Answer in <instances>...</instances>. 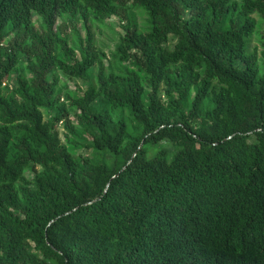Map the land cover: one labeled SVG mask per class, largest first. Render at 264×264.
Wrapping results in <instances>:
<instances>
[{"label":"trees","instance_id":"obj_1","mask_svg":"<svg viewBox=\"0 0 264 264\" xmlns=\"http://www.w3.org/2000/svg\"><path fill=\"white\" fill-rule=\"evenodd\" d=\"M253 15L264 0H0V264H264ZM113 17L117 67L92 26ZM58 72L88 83L67 105Z\"/></svg>","mask_w":264,"mask_h":264},{"label":"rangeland","instance_id":"obj_2","mask_svg":"<svg viewBox=\"0 0 264 264\" xmlns=\"http://www.w3.org/2000/svg\"><path fill=\"white\" fill-rule=\"evenodd\" d=\"M238 1L241 2V0H238ZM252 18L257 21L259 25L258 28L264 27V20L259 15H253ZM34 20H35L37 27H39L41 25V18L36 15L34 16ZM63 21L65 24H68L71 27L72 26L77 27L78 31L81 33V36L85 38L86 33L84 31V27L79 20L74 21V20H71L70 18L65 17ZM146 21H147L146 18L138 17V22L141 27L146 26L145 25ZM124 24L125 23L122 20L116 17H113L107 20L104 24H98V23L92 24L97 46L110 56L108 61H105L106 66L108 65H111L112 67L118 66L117 61L113 58V54L116 51V47L120 43L121 35H123L124 31L122 27ZM73 36L74 34L72 33V31H70L71 40L72 39L74 40ZM175 43H176V40L172 39L171 42L166 47L172 50L174 48ZM255 50H258L259 54L263 50L259 32L254 34L253 38L251 39L249 43V51L253 52ZM260 62L261 63L263 62L261 54H260ZM97 72L98 70L96 69L94 73L95 76L97 75ZM20 73H23L26 75L28 73V70H24L23 72L21 71V68L18 69L12 75L10 82H7L6 84H4V86L6 87L5 93L11 92L16 87L17 77ZM58 75L60 79L59 84H58V90L60 93H62V98H63L62 101L64 102V104L66 105L69 104L68 100H69L70 95L76 94V93L83 95L84 92L87 90L88 83L86 81L81 80V79H70L69 77L65 76L61 72H58ZM161 95L163 99H166V95L163 89L161 90ZM44 113H45L46 120H50L52 118V115H53L52 112L44 111ZM77 113H78L77 110L70 109V118L76 127H78L77 120H76ZM115 116L116 117L123 116L127 121L131 122L129 113L127 111L123 112L122 114L120 113V111L115 112ZM59 132L61 134L62 140L65 142L66 135H68L69 132L64 128L62 124L59 126ZM78 153L83 154L86 157H91L90 150H80L78 151ZM27 176L29 177V179H32L34 177L31 173H28Z\"/></svg>","mask_w":264,"mask_h":264}]
</instances>
